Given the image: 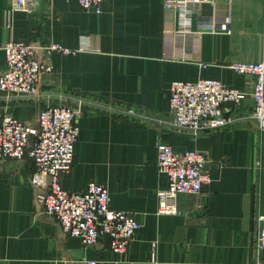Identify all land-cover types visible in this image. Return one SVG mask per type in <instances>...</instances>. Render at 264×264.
<instances>
[{
	"label": "crops",
	"instance_id": "1",
	"mask_svg": "<svg viewBox=\"0 0 264 264\" xmlns=\"http://www.w3.org/2000/svg\"><path fill=\"white\" fill-rule=\"evenodd\" d=\"M165 2L108 0L97 15L73 0H41L31 12L13 11L12 0H0V75L12 42L53 40L81 50L67 57L39 51L55 72L42 78L33 99L0 94V125L10 115L36 126L47 105L83 104L76 162L63 186L77 193L103 184L112 206L140 223L126 254L112 252L107 238L87 248L44 214L30 184L32 161L0 160V264H264V251L255 245L256 218L264 215V132L251 118L255 79L229 68L264 62V0L198 6L193 27L204 34L187 55L163 34L178 27ZM200 78L248 98L225 107L233 126L194 138L173 125L170 88ZM161 144L208 156L212 184L201 196L181 195L178 215L158 214L156 194L168 188L157 168Z\"/></svg>",
	"mask_w": 264,
	"mask_h": 264
},
{
	"label": "built area",
	"instance_id": "2",
	"mask_svg": "<svg viewBox=\"0 0 264 264\" xmlns=\"http://www.w3.org/2000/svg\"><path fill=\"white\" fill-rule=\"evenodd\" d=\"M40 1L12 0V10L31 12L39 7ZM73 1L84 12L101 15L108 0ZM210 2L166 0L165 12L175 16L178 22V27L163 30L174 50H180L185 55L194 51L204 34V31L193 27L195 10ZM4 51L0 94L11 100L37 97L42 78L55 72L52 64L38 57L39 51L48 56L59 54L65 57L81 52L53 40L42 46L12 42ZM229 68L238 75L254 77L250 95L254 104L251 118L264 132V62L233 63ZM170 91L169 105L174 127L189 132L194 138L233 126V119L224 113L225 107H240L248 98L247 93L208 78L195 82H173ZM82 107L81 103L77 108L47 105L39 112L36 126L6 115L0 125V160L23 161L29 158L32 161L34 172L30 184L38 192L37 202L43 206L44 214L60 224L64 235L79 240L87 248H94L107 238L112 252L126 254L140 229L136 216L115 209L110 192L103 184L91 183L85 191L70 193L62 183L75 166L80 133L78 119ZM126 115L133 116L135 112L128 110ZM207 163L208 156L202 151L179 154L169 145L158 147V172L168 181V188L156 194L159 215H178L181 195L204 194L213 182L211 173L206 170ZM256 228V248L264 251V215L256 218ZM85 264L98 263L87 261Z\"/></svg>",
	"mask_w": 264,
	"mask_h": 264
}]
</instances>
